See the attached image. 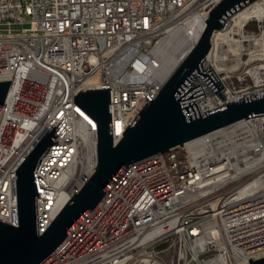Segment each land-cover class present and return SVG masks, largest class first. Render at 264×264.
Masks as SVG:
<instances>
[{"label":"built area","instance_id":"1","mask_svg":"<svg viewBox=\"0 0 264 264\" xmlns=\"http://www.w3.org/2000/svg\"><path fill=\"white\" fill-rule=\"evenodd\" d=\"M220 1L0 0V81H11L0 110V219L19 225L16 169L59 123L58 143L33 172L42 234L98 165L97 122L74 96L110 87L116 143L147 96L154 98L164 86L170 41L196 18L204 29ZM257 4L264 9V0L242 8ZM24 22L29 25L12 28ZM252 22L256 28L248 31ZM216 31L202 60L205 70L223 37L214 38ZM243 31L249 40L235 41L232 57L220 50L211 66L225 87L224 99L195 74L191 85L199 83L205 93L198 100L201 112L264 91V16L251 17ZM233 35L241 39L239 32ZM242 56L248 62L240 66ZM261 257L264 114L128 165L40 264H251L250 258Z\"/></svg>","mask_w":264,"mask_h":264},{"label":"water","instance_id":"2","mask_svg":"<svg viewBox=\"0 0 264 264\" xmlns=\"http://www.w3.org/2000/svg\"><path fill=\"white\" fill-rule=\"evenodd\" d=\"M254 0H221L214 6L198 40L173 69L164 86L149 100L114 143L110 87L80 90L74 101L91 115L98 127V165L95 171L64 205L42 234L38 233L37 187L34 178L42 156L55 140L52 124L16 169L19 225L0 219V264H40L66 238L70 231L103 198L105 192L134 161L164 152L186 141L235 121L264 114V91L232 100L201 112L198 100L205 97L200 75L224 99V85L211 65L202 60L212 47V36L224 27L226 18ZM11 81H0V110ZM251 264H264V257L250 258ZM197 264V263H194Z\"/></svg>","mask_w":264,"mask_h":264},{"label":"bare ground","instance_id":"3","mask_svg":"<svg viewBox=\"0 0 264 264\" xmlns=\"http://www.w3.org/2000/svg\"><path fill=\"white\" fill-rule=\"evenodd\" d=\"M262 16H264V9L259 4L254 5V7L252 8L251 7L242 8L241 10L233 14V22L231 24V27L226 31L225 30L216 31L214 35V38L216 37L220 38V36L223 35H230L231 39L233 40V42L229 44L228 48H226L224 53H222L221 55H225L228 58L232 57L233 54H231V52L235 50V46H236L235 41L249 40L248 38L249 33L243 31V29L245 30V24L248 22V20L251 17L254 18V20H261ZM198 20L199 18H196L195 21H193L191 24H189L184 29H182V32L176 37V39L170 41V44L166 47L163 58V68H162V75L164 77L168 78L170 76L173 69L181 62L183 57L188 53V51L198 40L203 30L202 28L197 27ZM238 32L241 34V39L236 38L235 35H231V34H236ZM216 48L217 45L214 43L212 51L209 54V60L212 61L210 62V65L213 67L216 66L218 59L221 58L220 53L219 54L216 53ZM247 62L248 60H244L242 56L241 59L238 60V65L241 66ZM219 69H221V67Z\"/></svg>","mask_w":264,"mask_h":264},{"label":"rangeland","instance_id":"4","mask_svg":"<svg viewBox=\"0 0 264 264\" xmlns=\"http://www.w3.org/2000/svg\"><path fill=\"white\" fill-rule=\"evenodd\" d=\"M27 19L29 20V17ZM231 24H229L228 28H226L225 31L228 30L231 27ZM28 25H29L28 22L13 23L12 24V28L20 29L23 26H28ZM253 28H256V23L255 22H252L250 25H248L247 30L250 31ZM231 35H233V34H231ZM230 43H231V36L230 35H223V37H221V43L216 48V53L219 54L220 50L221 51L226 50V48H228ZM244 59H247V54L244 55ZM230 80H231V83H234V82H232V79H230ZM240 86H241V84H238V82H236V87L239 88Z\"/></svg>","mask_w":264,"mask_h":264}]
</instances>
